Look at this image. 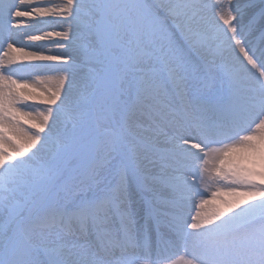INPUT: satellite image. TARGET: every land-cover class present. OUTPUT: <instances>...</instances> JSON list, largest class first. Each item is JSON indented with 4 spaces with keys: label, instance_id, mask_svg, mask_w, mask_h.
<instances>
[{
    "label": "snow or ice",
    "instance_id": "obj_1",
    "mask_svg": "<svg viewBox=\"0 0 264 264\" xmlns=\"http://www.w3.org/2000/svg\"><path fill=\"white\" fill-rule=\"evenodd\" d=\"M0 264H264V0H0Z\"/></svg>",
    "mask_w": 264,
    "mask_h": 264
},
{
    "label": "bare ground",
    "instance_id": "obj_2",
    "mask_svg": "<svg viewBox=\"0 0 264 264\" xmlns=\"http://www.w3.org/2000/svg\"><path fill=\"white\" fill-rule=\"evenodd\" d=\"M239 3L243 4L245 0H238Z\"/></svg>",
    "mask_w": 264,
    "mask_h": 264
}]
</instances>
